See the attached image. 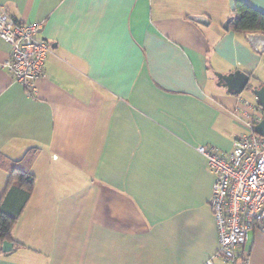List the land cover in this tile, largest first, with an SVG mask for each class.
Wrapping results in <instances>:
<instances>
[{
  "label": "crops",
  "instance_id": "crops-1",
  "mask_svg": "<svg viewBox=\"0 0 264 264\" xmlns=\"http://www.w3.org/2000/svg\"><path fill=\"white\" fill-rule=\"evenodd\" d=\"M234 4L0 0L53 45L29 92L3 67L11 46L0 37V202L9 161L37 151L35 189L0 264H227L198 147L230 150L247 115L264 117L253 89L251 100L233 95L215 75L241 69L264 84L250 32L223 27ZM241 252L264 264V231L250 230Z\"/></svg>",
  "mask_w": 264,
  "mask_h": 264
},
{
  "label": "built area",
  "instance_id": "built-area-1",
  "mask_svg": "<svg viewBox=\"0 0 264 264\" xmlns=\"http://www.w3.org/2000/svg\"><path fill=\"white\" fill-rule=\"evenodd\" d=\"M39 28L0 7V37L11 46L3 67L29 92L45 74L47 57L53 52L52 45L38 37ZM246 118L248 132L237 136L230 150L198 147L215 177L209 205L218 232L217 255L231 264H249L241 247L250 230L264 231V135L255 131L259 119ZM203 264L215 263L208 259Z\"/></svg>",
  "mask_w": 264,
  "mask_h": 264
},
{
  "label": "trees",
  "instance_id": "trees-1",
  "mask_svg": "<svg viewBox=\"0 0 264 264\" xmlns=\"http://www.w3.org/2000/svg\"><path fill=\"white\" fill-rule=\"evenodd\" d=\"M231 18L232 20L229 26L238 32L264 33V11L258 9L246 0H235ZM247 88L253 89L254 92L258 89V87L252 86L251 83L248 84ZM36 153L37 151L35 149H31L23 159L9 161L10 180L5 194L2 197L4 200L0 202L1 243H4V241L15 242L13 238L14 226L30 201L35 189L36 177L30 171V168L36 157ZM12 197L17 201L15 211L8 210L6 206V200L8 201Z\"/></svg>",
  "mask_w": 264,
  "mask_h": 264
},
{
  "label": "water",
  "instance_id": "water-1",
  "mask_svg": "<svg viewBox=\"0 0 264 264\" xmlns=\"http://www.w3.org/2000/svg\"><path fill=\"white\" fill-rule=\"evenodd\" d=\"M190 18L201 24L209 23V19L205 15H191ZM231 20V17L226 20L223 25L225 29L229 28ZM247 37L259 52H264V33L250 32L247 33ZM215 75L218 78V85L226 87L228 92L233 95H239L244 92L251 81V75L241 69H236L229 73L215 72ZM255 93L259 99L260 105L264 108V84L259 87ZM255 131L264 135V117L256 124ZM13 245L14 243L12 241H4L3 251H10L13 249Z\"/></svg>",
  "mask_w": 264,
  "mask_h": 264
},
{
  "label": "rangeland",
  "instance_id": "rangeland-1",
  "mask_svg": "<svg viewBox=\"0 0 264 264\" xmlns=\"http://www.w3.org/2000/svg\"><path fill=\"white\" fill-rule=\"evenodd\" d=\"M225 22H226V21H224V24H225ZM215 71H216V72H220V71H217V70H215ZM261 75H262V77L264 78V75H263V74H261ZM262 77H261V78H262ZM263 80H264V79H263ZM252 82L255 83V82H256V79H255V78L252 79ZM210 87H212L213 89H217L216 86H215V85L213 86L212 84L210 85ZM222 89H224V88H222ZM242 94H243V96L247 97V98L250 99V100L253 99L252 94H251L248 90H246V89L244 90V92H242ZM224 262L227 263V264H231V263H229V262H226L225 260H224Z\"/></svg>",
  "mask_w": 264,
  "mask_h": 264
}]
</instances>
